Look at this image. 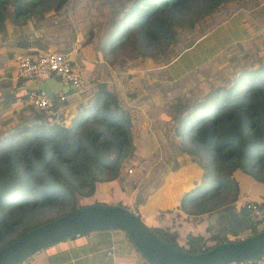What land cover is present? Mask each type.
Listing matches in <instances>:
<instances>
[{
    "label": "trees",
    "instance_id": "trees-1",
    "mask_svg": "<svg viewBox=\"0 0 264 264\" xmlns=\"http://www.w3.org/2000/svg\"><path fill=\"white\" fill-rule=\"evenodd\" d=\"M65 1L0 0V24L8 15L15 25L23 24L28 14L43 18L47 10H56ZM224 1L130 0L111 22L104 43L111 48V42L118 46L131 37L141 50L164 47L174 40L175 26L192 24L188 15L212 11ZM15 43L26 47L24 40ZM22 82L16 78L2 102L14 105L24 99ZM26 112L0 137V248L40 223L98 202L88 197L103 192V181L117 177L122 159L133 147L130 114L103 85L67 125L63 118L52 122L29 104ZM182 114L172 128L179 137L177 149L190 155V162L198 163L205 176L199 187L182 194L180 202L186 211H210L233 201L242 193V176L264 182V63L239 68L229 84L213 86ZM223 192L231 193L226 201L221 198ZM47 212L55 214L46 217ZM261 222L251 224L249 233L262 229L264 218ZM217 223L221 230H231L221 211ZM150 228L162 240L190 253L226 240L221 237L209 243L204 236L187 235L184 245L178 241L177 229ZM215 236L210 234L208 239Z\"/></svg>",
    "mask_w": 264,
    "mask_h": 264
},
{
    "label": "rangeland",
    "instance_id": "rangeland-1",
    "mask_svg": "<svg viewBox=\"0 0 264 264\" xmlns=\"http://www.w3.org/2000/svg\"><path fill=\"white\" fill-rule=\"evenodd\" d=\"M129 2L66 0L58 9L47 10L43 18L27 16L24 37L20 35L21 26L11 23L9 15L3 20L0 24V137L27 116L26 101L20 99L14 105L2 102L6 88L10 89L13 84V56L26 48H20L15 41H29L30 47L38 45L39 49L68 51L76 43L90 42L92 55L103 59L104 88L130 114L133 147L131 154L122 159L117 177L103 181V192L88 199L118 203L132 210L145 201L143 208L152 209L156 202L167 210L173 206L172 194H181L190 187L194 190V183L205 179L203 168L177 149L179 137L172 128L186 106L213 86L229 84L239 68H254L264 63V0H225L212 11L191 13L188 18L193 19L192 24L175 26L174 40L164 47L141 50L129 37L118 46L111 42L110 48L104 43L107 31ZM87 84L69 90L72 96L77 90L74 103L91 100L99 83L91 87ZM61 116L67 125V115ZM190 163L195 168L188 169ZM162 185L165 186L160 188ZM230 195L223 192L221 198L226 201ZM222 206H228V202ZM54 214L47 212L46 217ZM139 218L144 221L141 215Z\"/></svg>",
    "mask_w": 264,
    "mask_h": 264
},
{
    "label": "crops",
    "instance_id": "crops-1",
    "mask_svg": "<svg viewBox=\"0 0 264 264\" xmlns=\"http://www.w3.org/2000/svg\"><path fill=\"white\" fill-rule=\"evenodd\" d=\"M26 20L27 19H25V23L18 25L21 26L22 28V32L20 35H23L25 31L23 25L26 24ZM27 29L28 28H26V30ZM25 36L27 35L25 34ZM26 38H28V36ZM31 49H33V47H30V42L27 41L26 48L15 53L13 58L18 54L34 53L40 50V49H36V50H31ZM91 49H92V43L90 42L82 45L80 43L79 44L76 43V47L73 50H71L69 54L72 59L73 67L82 75L86 83L89 82V84L87 85L90 86L99 83L98 86L100 85L102 86L103 85L101 80L102 72H104L105 69L104 66L102 65L103 59L93 56L91 53L92 51ZM57 50H62V49H57ZM15 64L16 61L14 59V67ZM14 70L15 68H13L14 78L11 77L12 79L11 83L13 84L10 89L6 88L7 91H11L15 86L16 78H15ZM36 81L38 80H34L30 82H22L21 87H23V89H26L25 85L34 83ZM68 93L66 94V99L64 101L66 102V104L64 103L63 105L62 115H67L66 118L69 120L71 116L75 115V113L79 110L82 104H86L89 101L85 103L76 101L74 103L77 90L76 92H74L73 96L70 93L69 94ZM22 100L25 102L24 99ZM76 104H79V106H77ZM190 166L193 167L195 165L193 163L192 164L190 163V165L187 166V168L189 169ZM241 180H242L241 195L239 197H236V199H234L233 201L228 202V206H221L218 209H214L210 211H199V210L198 211L193 210L192 212L186 211L181 205H179L180 198L185 191L182 192L181 194L175 193L176 194L175 196H173L172 194L173 197L171 196L170 203H173V206L171 208L168 207L167 210L166 207H163V205L156 204V202H154L153 199L152 200L150 199L149 201L154 202L155 205L154 208L152 209L149 208L147 210L144 209L143 206L146 205L147 202L145 201L141 205L138 203L136 206L138 208L136 209L139 212V216L141 215L144 221H142L141 219L140 220L146 226L149 225H156L162 227L169 226L170 229L172 230L177 229L178 241L184 245H186L185 243L187 242L186 240L187 235L204 236L209 243L213 242L216 238H221V237H225L228 240L241 238L249 233V229H246L242 232H236L232 230L230 226V229L234 231L233 233H231L232 232L231 230L229 231L221 230L217 223L219 211L222 212V208L224 207H229L235 210L240 215H242L241 213L244 209L247 214L242 216L249 221L248 210L245 206V203L248 200L262 199V203L264 205V182L253 180L247 176H242ZM191 182L189 181L188 183L191 184ZM201 183L202 182H195L193 189L199 187ZM164 186L165 185H162L160 188ZM189 189L191 190L192 187H190ZM139 205L142 209L139 207ZM262 209L264 210V207ZM167 213L170 214L169 218L167 217ZM263 216H264V212H263ZM228 222L230 225L229 219ZM210 234H215L216 236L211 237V239H208V236H210ZM109 257H111L110 263L108 262ZM18 264H150V263H148L147 260L142 256V254H140V252H138L133 247L131 242H129V240L126 238L123 231L115 228H105V229L89 230L81 234L49 244L44 248L34 251L26 259L20 261Z\"/></svg>",
    "mask_w": 264,
    "mask_h": 264
},
{
    "label": "water",
    "instance_id": "water-1",
    "mask_svg": "<svg viewBox=\"0 0 264 264\" xmlns=\"http://www.w3.org/2000/svg\"><path fill=\"white\" fill-rule=\"evenodd\" d=\"M25 88L38 89L54 97L58 92L67 93L72 86L60 84L55 77L48 76L25 85ZM222 212L227 215L232 230L242 232L250 228L249 221L242 216L247 214L244 209L242 215L229 207L222 208ZM105 228L123 231L133 247L153 264H225L264 252V227L239 239L221 240L205 250L190 253L156 236L128 207L117 203L89 202L32 227L3 245L0 248V264H16L49 244L89 230ZM108 262H111V257Z\"/></svg>",
    "mask_w": 264,
    "mask_h": 264
},
{
    "label": "built area",
    "instance_id": "built-area-1",
    "mask_svg": "<svg viewBox=\"0 0 264 264\" xmlns=\"http://www.w3.org/2000/svg\"><path fill=\"white\" fill-rule=\"evenodd\" d=\"M68 50L40 49L34 53L18 54L14 57L15 78H22L24 82L42 80L48 76L55 77L60 84L71 85L72 88H80L86 83L82 75L73 67ZM25 101L37 112L49 117L52 122L60 123L62 119V103L66 99V93L58 92L54 97L44 94L38 89H26ZM262 199L248 200L245 206L248 210V219L251 224H260L263 220ZM130 209V208H129ZM139 215L137 209L132 210ZM264 264V254L254 257L228 261L225 264Z\"/></svg>",
    "mask_w": 264,
    "mask_h": 264
}]
</instances>
